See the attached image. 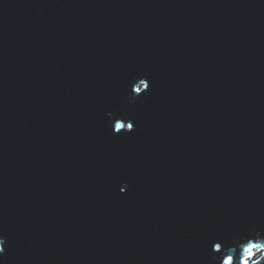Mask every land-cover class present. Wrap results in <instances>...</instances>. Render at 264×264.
<instances>
[{"label":"water","instance_id":"1","mask_svg":"<svg viewBox=\"0 0 264 264\" xmlns=\"http://www.w3.org/2000/svg\"><path fill=\"white\" fill-rule=\"evenodd\" d=\"M0 224V264L264 247V0H0Z\"/></svg>","mask_w":264,"mask_h":264},{"label":"clouds","instance_id":"2","mask_svg":"<svg viewBox=\"0 0 264 264\" xmlns=\"http://www.w3.org/2000/svg\"><path fill=\"white\" fill-rule=\"evenodd\" d=\"M3 227H4V225H3V224H0V228H3ZM3 251H4V249H3V248H0V254H2ZM254 251H257V249H255V248H253V247H249V248H247V249L244 251L243 255H242V258H241L240 264H249V261H250V259H251V255H252V253H253ZM224 264H230V260L226 259V260L224 261ZM252 264H257V262H256V261H252Z\"/></svg>","mask_w":264,"mask_h":264},{"label":"snow or ice","instance_id":"3","mask_svg":"<svg viewBox=\"0 0 264 264\" xmlns=\"http://www.w3.org/2000/svg\"><path fill=\"white\" fill-rule=\"evenodd\" d=\"M197 239H199V236H197Z\"/></svg>","mask_w":264,"mask_h":264}]
</instances>
